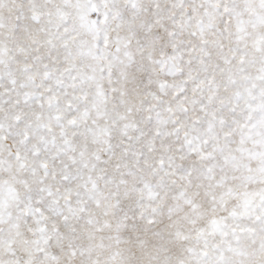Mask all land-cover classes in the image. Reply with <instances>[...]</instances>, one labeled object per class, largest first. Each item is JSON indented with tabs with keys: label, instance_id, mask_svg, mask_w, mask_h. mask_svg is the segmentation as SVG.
Instances as JSON below:
<instances>
[{
	"label": "snow or ice",
	"instance_id": "obj_1",
	"mask_svg": "<svg viewBox=\"0 0 264 264\" xmlns=\"http://www.w3.org/2000/svg\"><path fill=\"white\" fill-rule=\"evenodd\" d=\"M0 264H264V0H0Z\"/></svg>",
	"mask_w": 264,
	"mask_h": 264
}]
</instances>
